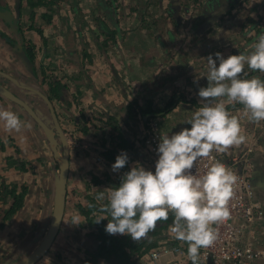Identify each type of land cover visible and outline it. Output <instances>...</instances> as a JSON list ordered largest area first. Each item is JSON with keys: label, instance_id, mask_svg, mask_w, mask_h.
I'll use <instances>...</instances> for the list:
<instances>
[{"label": "crops", "instance_id": "0c3cea01", "mask_svg": "<svg viewBox=\"0 0 264 264\" xmlns=\"http://www.w3.org/2000/svg\"><path fill=\"white\" fill-rule=\"evenodd\" d=\"M36 1L32 0L30 7L28 0H19V4L17 0H0V71L14 77L22 86L1 74L0 82L30 105L49 125L51 116L45 101L25 86L47 95L69 147L66 196L60 226L48 251L34 264H85V252L90 247L87 234L94 231L95 226L88 223L81 207L86 208L89 200L99 204L107 202V188L118 187L121 177L134 165L153 172L155 170L143 145V136L147 118L155 114L150 112L151 108L160 106L158 101L163 92L161 89L153 90L151 80L164 84L167 76L166 79L172 84L165 85L176 88L171 92L164 89L167 94L163 95L166 99L175 95L172 97L175 103L171 109L173 114L178 115L179 106L194 112L199 107L189 109V102L194 101L189 97L195 95L199 98L198 89L207 85V65L202 63L205 69L197 67L199 58L196 56L186 60L189 64L184 63L183 55L187 47L184 46L183 51V42L174 40L178 36L172 35V30L167 31L169 22L158 31L132 29L125 36L119 35L124 32L97 26V23L104 22L103 17L95 13L99 10V2L104 3L103 0H62L59 9L55 4L41 2L36 5ZM169 1L172 2L160 0V3L168 4ZM133 2L129 1L128 5H133ZM222 2L224 4L225 0ZM207 3L209 9L205 13L201 9L199 12L206 17L218 4L215 0H206ZM16 27L21 30V39L15 31ZM168 32L171 34L167 35ZM205 33L202 31L194 35V48L201 53L200 57L210 53L215 59L216 49L222 51L224 58L237 52L238 49L230 44L235 34H229L228 39L216 47L212 44L213 35L209 41L204 37ZM24 42L30 45L35 54L33 76L14 52L20 43L24 50ZM178 44L180 47H176ZM174 48L178 49L175 51ZM177 69L188 72L186 75L180 74V78L174 81L172 72ZM194 69L202 72L196 74ZM190 71L194 74L190 75L188 81ZM254 72L264 77V73ZM44 73L47 74V85L43 83ZM263 77L260 79L263 80ZM134 103L138 106L132 105ZM0 108L15 112L24 123L17 133L7 131L0 121V141L3 143L0 146V264H13L31 254L47 233L61 154L58 140L35 123L21 106L0 96ZM135 109L141 112L136 113ZM163 114L164 111H159L155 115L167 119L169 112L161 116ZM139 116L143 117V121L137 127L139 135L136 138L132 127L136 126L134 118ZM190 116L182 115L180 118L185 119L171 124L176 129L166 132L175 133L189 128L190 125L184 122ZM128 130H132L131 133ZM122 151L127 154L128 163L113 172L111 165ZM257 151L253 152V156ZM231 152L229 150L225 154ZM249 157L251 168L257 162L252 161L251 153ZM21 187L25 192L21 193L23 200L20 207L3 220L4 212L14 200L12 190L17 194L21 192ZM100 191L105 193L104 200L96 199ZM74 221H78V225L72 224ZM171 225L160 232L159 242L174 239L171 243L176 241L187 251V243L171 235ZM256 230L255 245L264 249V219L257 224ZM173 258L163 256L159 264ZM255 264H264V258Z\"/></svg>", "mask_w": 264, "mask_h": 264}, {"label": "clouds", "instance_id": "9594fccd", "mask_svg": "<svg viewBox=\"0 0 264 264\" xmlns=\"http://www.w3.org/2000/svg\"><path fill=\"white\" fill-rule=\"evenodd\" d=\"M214 55L215 59L211 54L203 58L207 86L198 90L202 106L184 122L190 128L160 135L154 172L134 165L121 177L118 187L107 188L108 204L100 211L111 219L102 215L95 221L107 219L105 231L109 235H129L139 241L171 213L174 219L169 230L175 239L187 243L191 264H199L200 249L212 246L217 239L212 225L230 218L229 202L238 182V176L212 153L226 152L246 141L239 118L220 98L243 105L251 122L264 121V80L245 78L246 66L264 73V33L246 51L227 58L219 52ZM0 121L9 132L19 133L24 127L15 112L3 108ZM201 159H211L212 163L201 173L193 172ZM127 163L128 156L122 151L111 170L117 172ZM96 199L104 200L105 193L98 192ZM72 224L78 225V221Z\"/></svg>", "mask_w": 264, "mask_h": 264}, {"label": "rangeland", "instance_id": "374dc122", "mask_svg": "<svg viewBox=\"0 0 264 264\" xmlns=\"http://www.w3.org/2000/svg\"><path fill=\"white\" fill-rule=\"evenodd\" d=\"M103 1L104 3H101L98 1L100 3L99 10H97L95 13H99L100 17H103L104 22L97 23V26H99L100 28H103L104 26V28L106 29L112 28L113 31L124 32V34H119V35L126 36V32L131 31L132 29L136 31L142 30V29L158 31L161 27L164 28L166 24L169 22V25H167L168 27L167 31L172 30L171 31L172 35L178 36V37H175L174 40L180 39L179 42L181 43L183 42V45L181 46L183 51H184V46L187 47L185 49V54L183 55L184 63L189 64L188 61L186 60H189L193 56H196L199 58L197 61V63L199 64L197 67L199 68L203 67L202 63H205L203 58L210 55V53L205 54L203 57L202 56L200 57L201 53H199L197 49L194 48V44H195L194 35L201 34L202 31H205L206 33L204 37H206V39L208 38L209 41H210L211 35H213L214 43L212 44H214V46L217 47L219 46V44H222L223 41H226L228 39L229 34H235V37L232 40L233 43H230V44L232 46L234 45V47L238 49L237 52L235 53V54H238L239 52L246 51L251 45L254 44V42H256L257 37L261 33H264V18L262 17V15L264 14V0L262 1L260 0H225L224 4H222L223 2L219 3V1L216 0L218 3L216 5V9H214L209 14L208 17H206L205 14L203 15L199 14L200 9L201 11H204V13L206 12L207 9H209V4L208 3L206 4V0L204 1L203 0H172L170 4L166 3L163 5L162 3H160V0H149V2H147L148 0L146 1L145 0H134L133 5L131 6H129L128 3L129 1H133V0H103ZM61 2L63 1L62 0H42V3H46L50 5L55 4V6H57L58 9L62 5ZM36 3L38 5L41 4L40 0H37ZM198 4L201 5V8L200 6H198ZM99 14H97L96 16L99 17ZM167 14H170L171 16H168ZM200 17H201V21H200ZM23 26H25L24 22H23ZM73 27H75V25ZM22 30H24L23 27H22ZM18 32L21 33L19 29H18ZM171 33L168 32L167 35ZM190 37L191 39L188 40ZM119 40H121V38H119ZM121 45L122 44H120V46ZM178 45H176V47H180V45L179 46ZM177 49L178 48H174L175 51ZM212 52L213 51H211V53ZM217 52L221 53L222 51H218L217 49L214 50V54ZM195 71H196V74H200L202 72L199 69L197 70L194 69L193 72ZM187 72L188 71H179L177 69L176 72L175 71L172 72V77H174V81H175L177 78H180L178 77L180 76V74L186 75ZM245 72L248 73V76L245 77L248 79L252 78L253 76H258L259 78L263 77V75H256V73L254 71L249 70L247 66L245 67ZM191 74H194V73H191V71L189 72L188 81H189ZM43 76H44L43 83L45 82V84L47 85V74L44 73ZM166 77H165L164 84L162 82L157 83L151 80V87L154 88L152 89L157 90V91L161 89L163 92V95L167 94L164 91V89H166V91H169V92L176 89L174 86L165 85L166 83H170L168 79H166ZM263 80H264V77H263ZM185 86L186 85H184V89H185ZM190 88H193V87H190ZM169 94L173 95L174 93L173 94L169 93ZM163 95L161 96L160 101H158L160 106L154 109L151 108L150 112H153L156 114V113H159V111H164V114L169 112L170 116L168 115L167 116L168 118L163 120L162 118L154 114V115H151L149 119H152L151 121L157 122V126L162 128L163 131L170 130V129H172L173 131V129H176V128L171 124H173V122L176 120L178 121L180 119H185V118H180V117L182 115L189 116L192 114V112L183 110L181 106H179L178 115L173 114L174 112H172L171 109L175 103H174V98L172 97L175 95L171 96L170 99H166L165 98L166 96L163 97ZM184 97H186L185 94H184ZM190 98L194 101L189 102V109H194V107L202 106L201 104H199L200 98H197V96L195 95L189 97V99ZM220 99H223L225 101L227 110L232 115H235L239 118L241 127H242V134L246 136L245 143L239 146H233L229 148L227 151L232 150L231 152L232 154V153H237L244 149L250 150L251 158H253L252 161L257 162V163H254V165H252V167L250 168V180L253 185V188L255 189V200L264 207V121H261L259 123L251 122L248 119V116L244 110L243 105L238 104V103L228 104L226 101V98H220ZM195 100H199V101H195ZM132 105H134L135 107L138 106V104H135V103ZM135 112L140 113L141 111H138V109H135ZM164 114L161 116H164ZM134 119H135L136 126L132 128L134 129V135H136V138H137L139 135L137 127L139 126V124L142 123L143 117L139 116V117H135ZM166 121H169V122L167 123ZM128 131H130L131 133L132 130H128ZM258 147L260 148L262 152H260ZM256 150L258 151L257 153L255 152L256 154L253 156L254 154L253 152ZM258 152H260V155ZM231 154L229 153L225 154V152H223L222 156L224 159H226ZM166 228L167 227H165L164 230H166ZM143 262H144L143 264H149L148 260H144Z\"/></svg>", "mask_w": 264, "mask_h": 264}, {"label": "built area", "instance_id": "2783aa9c", "mask_svg": "<svg viewBox=\"0 0 264 264\" xmlns=\"http://www.w3.org/2000/svg\"><path fill=\"white\" fill-rule=\"evenodd\" d=\"M151 120L149 119L146 126L143 145L150 156V162L155 165L160 135L172 134L163 131L157 126V122ZM249 153V149H244L232 153L226 159L222 153H212L216 160L224 163L238 176V182L234 187V196L229 202L230 218L212 225L216 230L217 239L212 246L200 249L199 264H255L264 258V249L255 245L256 226L264 219V207L255 200L250 180ZM211 163V159H201L193 172L201 173L205 165ZM173 240L160 241L157 248L143 257L149 264H159L163 256H174L163 264H191L185 247L176 241L171 243Z\"/></svg>", "mask_w": 264, "mask_h": 264}, {"label": "trees", "instance_id": "16d2710c", "mask_svg": "<svg viewBox=\"0 0 264 264\" xmlns=\"http://www.w3.org/2000/svg\"><path fill=\"white\" fill-rule=\"evenodd\" d=\"M218 1L221 3L223 0ZM40 2H42V0H40ZM35 4L37 5L36 2ZM168 4H170V1ZM28 5L30 7L33 5L32 0H28ZM198 6L201 8V5L198 4ZM31 15H33V13ZM23 47L30 60L33 61L34 53L32 52L31 47L25 42L23 43ZM149 118L150 117L147 118V121ZM0 146H3L1 141ZM10 190H12V188ZM24 192L25 189L23 187H21V192H18L17 194H15L14 189L12 190L14 200L10 208L4 212L3 220L7 219L20 207L22 202L21 200H23L21 193ZM107 204L108 201L99 204L96 201L89 200V204L86 208L81 207V211L87 218L88 223L95 226V230L87 234L90 240V247L87 248L85 252L84 263L143 264V261L146 260L143 256L159 246V239H161L160 232L166 226L172 224V220L174 219L173 214H169V219L167 221H158L155 230L151 231L147 237L142 238L139 241H134L129 235H109L106 233L105 226L108 223L107 219H111V217L107 213H102L100 209ZM99 214H103L107 219L101 220L100 223H96V219L100 218L98 216Z\"/></svg>", "mask_w": 264, "mask_h": 264}, {"label": "water", "instance_id": "95a60500", "mask_svg": "<svg viewBox=\"0 0 264 264\" xmlns=\"http://www.w3.org/2000/svg\"><path fill=\"white\" fill-rule=\"evenodd\" d=\"M17 4H19V0H17ZM19 11L16 9V17L18 18ZM18 37L21 39L22 35L18 32L17 27L15 28ZM17 49L14 50L16 55L20 58L24 66L30 75L33 76V63L26 55L25 50L22 48V43L16 45ZM0 74L4 76L6 79L12 81L14 84L18 86H22L14 77L9 74H6L0 71ZM29 91L35 93L39 97H41L47 107L49 108L51 123L47 125L32 109L30 105L24 102L20 97H18L10 88L0 82V96L10 100L13 103H16L18 106H21L24 110L28 112V114L32 117V119L37 123L43 130L51 133L54 136V139L59 143V150L61 154V161L59 163V173L56 180L55 192H54V202H53V211L52 217L50 221L49 228L47 230L46 235L40 244L34 249V251L29 254L27 260L25 258L21 260H17L13 264H34L38 259H40L49 249L52 241L54 240L62 218V213L64 209L65 196H66V181L68 175V161H69V147L66 139L65 132L57 118L53 105L47 95L43 92L34 89L29 86H25Z\"/></svg>", "mask_w": 264, "mask_h": 264}]
</instances>
